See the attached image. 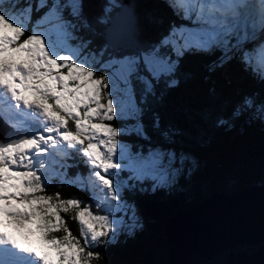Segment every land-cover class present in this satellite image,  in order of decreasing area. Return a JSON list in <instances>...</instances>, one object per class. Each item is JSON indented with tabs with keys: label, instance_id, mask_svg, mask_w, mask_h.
I'll return each instance as SVG.
<instances>
[{
	"label": "snow or ice",
	"instance_id": "1",
	"mask_svg": "<svg viewBox=\"0 0 264 264\" xmlns=\"http://www.w3.org/2000/svg\"><path fill=\"white\" fill-rule=\"evenodd\" d=\"M169 6L183 19L207 27H173L158 43L116 58L107 47L94 50L91 39L78 35L91 30L82 0H40L36 5L0 0V119L12 129L0 140V264H93L102 258L97 249L114 242L126 227L130 212L131 228L142 227L124 199L135 185L121 174L129 172V181L150 175L167 183L176 157L130 153L121 147L122 130L112 122L126 114L138 120L140 103L155 95L161 80L167 88L177 85L169 79L177 60L165 49L180 57L221 48L223 55L209 72L240 51L242 62L264 80V41L242 50L257 28L264 33V0H259L258 25L246 18L241 22L236 6L226 2L169 0ZM34 8L47 11L30 28ZM97 65L109 74L97 76ZM133 81L142 86L140 103ZM209 92L215 95V87ZM245 113L264 121V103L244 96L231 116L217 118L216 124L231 127ZM153 126L160 129L158 116ZM132 131L144 135L139 122ZM174 132L169 128L161 134L170 138ZM57 184L88 192L90 202L46 194ZM69 212L79 225L78 236L68 227Z\"/></svg>",
	"mask_w": 264,
	"mask_h": 264
},
{
	"label": "trees",
	"instance_id": "2",
	"mask_svg": "<svg viewBox=\"0 0 264 264\" xmlns=\"http://www.w3.org/2000/svg\"><path fill=\"white\" fill-rule=\"evenodd\" d=\"M28 2L36 5L40 0ZM47 3L51 4L52 0H47ZM82 3L83 15L91 30H83L79 35L91 39L94 50L107 47L116 58L158 43L173 27L185 26L187 22L169 6V0H82ZM128 3L135 18V38L140 48L138 51L111 49L103 37L104 29L118 14L121 4ZM46 11L47 8L39 11L34 8L29 27L32 28ZM248 32L251 35L250 29ZM263 40L264 33L260 32L254 39L245 40L242 50H249ZM231 43H236L235 37ZM165 51L173 60H177L176 71L169 77L175 79L177 85L167 88L164 80L156 84L155 95L141 105L140 122L145 138L132 135L123 140L131 145L160 146L188 153L202 163L201 168L187 179L182 177L177 188L170 192L156 189L149 193L134 189L129 198L140 210L143 227L133 237L121 236L115 242L97 249L102 258L94 260L93 264H167L169 249L164 224L169 218L202 203L213 191L236 194L264 179V121L250 120V115L245 113L232 121L231 127L216 124L217 118L230 117L233 108L244 96H254L257 104L264 103V80L242 62L240 51L214 72L208 69L223 55L221 48L187 51L180 57L171 49ZM97 71V76L107 74L102 69ZM213 86L215 95L209 92ZM141 87L140 84L134 87L139 102ZM156 116L160 120L159 130L153 126ZM169 128L175 132L166 138L161 133ZM81 171L86 172L87 169L81 166ZM188 186V192L180 191ZM56 192L61 193L63 198L90 202L88 192L65 185L49 187L46 194ZM92 208L95 211L94 204ZM72 215L71 212L65 214L68 227L78 236L79 225L71 219ZM258 247L236 246L233 252L252 254ZM228 252L219 254L211 264H223Z\"/></svg>",
	"mask_w": 264,
	"mask_h": 264
},
{
	"label": "water",
	"instance_id": "3",
	"mask_svg": "<svg viewBox=\"0 0 264 264\" xmlns=\"http://www.w3.org/2000/svg\"><path fill=\"white\" fill-rule=\"evenodd\" d=\"M122 6L105 27L103 37L111 49L138 51L132 9H128L133 31L129 37L128 24L119 21V17L123 20ZM164 230L167 264H211L226 251L223 264H264V179L236 194L213 191L202 203L169 218ZM242 245L259 247L252 254L233 252Z\"/></svg>",
	"mask_w": 264,
	"mask_h": 264
},
{
	"label": "rangeland",
	"instance_id": "4",
	"mask_svg": "<svg viewBox=\"0 0 264 264\" xmlns=\"http://www.w3.org/2000/svg\"><path fill=\"white\" fill-rule=\"evenodd\" d=\"M225 1L228 4H230V1H231L232 5L236 6L235 5L236 2H234L232 0H225ZM216 2L219 3L220 0H216ZM110 3L115 4L113 1H110ZM129 7H130L129 3L128 4H123V6H122V17H123V20L120 19L119 21H121V23H124V21H125V23L128 24L126 30H128V27H129L130 30H128L129 33L128 32H126V33L129 35V37H131L133 31H132V22L130 21V17L132 15H131L130 11H128ZM236 11H239V9H236ZM239 13H240V11H239ZM242 14H243V11H242ZM240 15H241V13H240ZM240 20H241V22H243L245 19L240 17ZM186 21H187L186 25L185 26H180V27H178V29L193 30V29H199L201 27H207L206 25H201V24L195 23L193 20L186 19ZM255 23L258 25L259 21L255 22ZM258 33H259V29L257 28V31H256V34H255L254 38L257 36ZM78 35H79V33H78ZM73 43H75V42H73ZM213 49L214 48H211V49H208V50H205V51H212ZM97 69L101 70L98 65H97ZM102 70H105V69H102ZM105 71L107 73L106 75H108L109 72L107 70H105ZM97 72H96V74H97ZM137 84H139V83L135 84L133 82V86L134 87ZM138 94H140V92ZM147 101H148V99L146 101L142 102V103H140L138 101V103H140V107H141V105L142 104H146ZM3 122H4V120H3ZM138 122L141 124L140 115H139L138 120H137V119H134V118L128 116L127 114L125 116H123V117H119L118 119H116V120H114L112 122V124L115 127L120 128L122 130V134L119 137V139L121 141V147L122 148L126 147L127 150L130 153H132V154L142 153L143 155L147 156L150 152L158 151V152H161V153H172V154H175V157H176L175 163L173 164V169L175 171L170 172V174L168 176V182L167 183L160 182L159 180H157L156 178H153L150 175L149 176H144L139 181H136V180L129 181L128 180V177L130 175L129 172L126 171V172H123L121 174V177L125 181H127L130 184L135 185L134 188H131L130 190H126L124 192V199L129 204L133 205L135 215H136V217H138L139 222H140V224L143 227L144 219L142 218L140 210L138 209V207L134 203H132L130 201V198H129L131 196V194L134 193V189L135 190H139L141 192L148 191L149 193H153L156 189H164L165 191L170 192L172 189H176L177 188L178 181L182 177L187 179V178L190 177L191 174L197 172L201 168L202 163L200 161H198L192 155H190L188 153H185V152H182V151H180V152L179 151H175L172 148H162L160 146L152 147L150 145H148V146H145V145H143V146H141V145L140 146L139 145H131L128 142H125L123 140V138H130L132 135L141 137L142 139L145 138V134L143 136H140V135H137L135 132L132 131L133 126H135ZM189 188H190V186H188V187H186L184 189H180V191L188 192L187 189L189 190ZM131 217H132V213L130 212L128 214V218L126 219V227H124L121 230V232L116 236L114 242L116 240H118L121 236H124V237L131 236V237H133V236H135L137 230H140L142 228V227H140V228L132 229L131 225H132L133 221H132Z\"/></svg>",
	"mask_w": 264,
	"mask_h": 264
},
{
	"label": "bare ground",
	"instance_id": "5",
	"mask_svg": "<svg viewBox=\"0 0 264 264\" xmlns=\"http://www.w3.org/2000/svg\"><path fill=\"white\" fill-rule=\"evenodd\" d=\"M121 19V17H119V20ZM122 25V24H121Z\"/></svg>",
	"mask_w": 264,
	"mask_h": 264
}]
</instances>
